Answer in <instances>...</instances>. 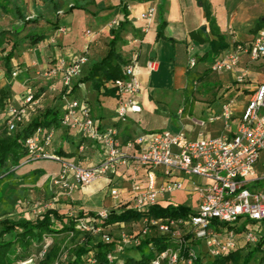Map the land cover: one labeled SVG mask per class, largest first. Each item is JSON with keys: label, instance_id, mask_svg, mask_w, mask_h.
<instances>
[{"label": "built area", "instance_id": "1", "mask_svg": "<svg viewBox=\"0 0 264 264\" xmlns=\"http://www.w3.org/2000/svg\"><path fill=\"white\" fill-rule=\"evenodd\" d=\"M157 12V6L150 5L140 13L136 20L144 22L138 27L142 32L149 29ZM120 21L112 19L109 28L116 27ZM58 31L65 33L66 27L61 26ZM94 34L92 29L85 31L89 40ZM133 41L138 43L140 39L135 37ZM139 53L138 49L133 50L123 67L124 78L106 83L107 87L116 89L115 114L120 123L128 122L133 114L142 111ZM243 55H248L251 60H264V26L251 40L233 43L222 56L212 61L210 68L216 72L235 71ZM88 62L87 52L75 54L71 59L58 58L43 70L44 77L49 79L44 87L61 96V125L78 136V152L83 153L89 142L94 143L100 148L102 159L95 164L83 165L74 156L59 154L55 148L59 131L39 126L25 139L27 155L21 165L43 159L56 161L59 171L53 184L65 195H70L77 186L86 187L108 177L113 207L128 203L142 213L149 212L154 205L179 204L175 200L178 191H184L187 198L193 199V204H188L193 212L187 217L155 218L147 215L141 221L142 228L138 231L122 230L118 239H113L106 228L125 223L101 225L112 207L99 209L95 211L96 215L82 218L79 229L94 235L102 233L106 243H113L107 255L109 264L122 263L127 246L138 247L146 236L152 234L164 236L166 242L172 241L175 245L156 253L151 264L164 261L197 264L199 260L201 264H208L218 256L259 243L264 251V187L256 185L264 181V83H259L250 96L232 136L200 133L191 138L183 132L154 130L130 140L127 146L132 150L129 152L119 140V127L104 125L94 114L87 98L71 94ZM197 63V57L190 56L189 67L193 68ZM146 67L152 72L157 69V63L149 59ZM19 72L17 67L12 74L17 76ZM243 78L240 76L239 80L243 81ZM41 88L27 85L19 100L13 96L7 102L0 117V131L4 126L7 133L12 134L31 121L45 94ZM232 106L231 100L223 105L222 115L227 125L233 116ZM214 118L210 117V120ZM121 166H129L133 171L131 184L126 188L112 184ZM49 247L50 242L46 239L37 256L15 264H35L45 256ZM87 259L95 263L93 251Z\"/></svg>", "mask_w": 264, "mask_h": 264}, {"label": "crops", "instance_id": "2", "mask_svg": "<svg viewBox=\"0 0 264 264\" xmlns=\"http://www.w3.org/2000/svg\"><path fill=\"white\" fill-rule=\"evenodd\" d=\"M17 1L0 0V16L12 17L15 26L19 24L16 7L21 6L17 4ZM55 1L69 2V0ZM207 1L215 19L214 26L207 20L202 0H82L83 3H91L87 4L86 9H79L82 12L81 18L86 21L88 18H94L98 22L95 35L91 40L85 36V31L88 28L83 32L84 40H82L71 34L68 26L60 22L61 17H64L67 23L72 22V14L76 9L66 12V6H64L62 9L64 12L58 15L59 13L57 14L46 0L33 1L32 10L28 6L24 7L28 17L38 18V21L32 22L34 27L31 30L46 35V38L38 44H29L23 40V37L31 32L30 29L19 33L18 38L21 40L16 46L12 58L14 69L21 68L20 74L12 85L14 98L19 100L27 85H35L39 82L40 86H46L49 79L44 77L43 70L55 63L58 58L71 59L75 54L87 52L89 57V62L85 66L87 70L92 62L100 60L107 54L111 38L109 23L114 18L123 20L125 6L130 12L129 18L136 27H139L144 24L143 21L136 20L140 13L150 5H155L158 12L149 29L142 32L139 28L140 41L135 43L133 38L138 36L127 32L123 33L127 44L120 49L123 55L128 58L134 49L140 51L138 66L142 91L139 100L142 111L133 114L128 122L120 123L117 122L115 114V96L99 95L91 87L90 82L81 83L77 88L76 95L87 98L91 102L94 114L104 125L116 124L119 127V140L124 149L129 152L132 150L127 146L130 140L141 133L154 130L168 129L173 132H183L191 138L200 133H206L209 136H232L238 127L240 117L250 96L259 83H264V60H251L248 55H243L235 71H212L210 68L212 61L203 58L210 49V42L204 40L205 38L217 40L219 35L225 38L228 46L218 57L231 48L233 43L251 40L256 32L253 30L254 27L264 17V0ZM8 3H12V5ZM161 3H164L163 17L166 25L164 35L158 37L159 5ZM47 5H50V8ZM44 7L53 10L56 20H52L53 14L47 16L43 13ZM38 22L39 24H36ZM53 22L56 24L53 25ZM61 26L66 27L65 33H59L58 28ZM203 26L206 27L205 30L202 29ZM3 29H8V27ZM10 47L9 44L8 48ZM192 55L197 57L198 63L195 67L190 68L188 61ZM149 59H153L157 63V69L152 72H148L146 67ZM189 72L194 73L198 79L190 87H188ZM240 76L244 77L243 81L239 80ZM7 83L8 81H5L2 87ZM57 95L58 99L60 95ZM187 95L192 99L191 105L188 107L189 110L185 106ZM176 98L178 99L176 105L166 112L167 114H164L160 106L172 103ZM230 100L233 101V116L227 125L222 113L223 105ZM40 107L41 104L38 108L40 109ZM210 117L215 118L210 120ZM187 120L190 122L188 125L185 123ZM173 126L177 128L172 129ZM195 128H198L197 134L194 133ZM70 135L68 139L59 131L56 135V147H62L67 152L74 151L79 138L76 134ZM72 146L74 149H69ZM74 157L83 165H91L99 162L102 159V154L97 145L89 142L86 150L83 153L77 152ZM132 173L129 166H121L113 182H117L118 178L120 182L124 178L128 182H122V186L126 187V184L130 186ZM109 181L110 179L105 177L86 187L77 186L72 194L64 195L63 198L75 197V191L79 190L80 202H84L79 208L83 209L86 206L101 209L113 207L114 200L111 198L107 202L106 199L109 196L106 192V189L109 188ZM97 185L102 187L100 190L103 189L104 193L96 198V196L88 194V191H94ZM184 194L186 196L185 192ZM178 203L185 204L184 201H178Z\"/></svg>", "mask_w": 264, "mask_h": 264}, {"label": "trees", "instance_id": "3", "mask_svg": "<svg viewBox=\"0 0 264 264\" xmlns=\"http://www.w3.org/2000/svg\"><path fill=\"white\" fill-rule=\"evenodd\" d=\"M53 7L58 14L60 10L66 6V12H71L75 9H86L88 3H83L82 0H69V2H60L55 0H46ZM149 1V0H138ZM206 9L207 20L214 26L215 19L210 11L207 0H202ZM122 5V3H121ZM164 3L159 5V19L158 37L164 35V27L166 21L163 17ZM17 18L23 25L38 21V18H29L23 6L16 7ZM130 12L125 6L123 9V20L119 24L110 29L111 38L109 40L108 52L100 60L94 61L85 70V73L75 83L71 94L76 95L77 88L81 83L90 82L91 87L98 92L99 95L115 96L116 89L106 86V83L112 80L124 78L123 67L128 62V57H125L120 51L121 47L127 44L123 33H130L140 36V30L135 26L133 21L129 18ZM264 26V17H262L254 31ZM19 31L10 29L0 30V62L3 61L6 72L11 76L13 72L12 58L15 54V48L21 39H18ZM27 38L33 44H38L46 38V35L29 32ZM11 37L13 39H11ZM204 41L210 42V49L203 58L214 61L219 54L227 48L228 44L222 35L218 39L209 40L205 38ZM11 45L8 48V45ZM2 54V55H1ZM198 81L194 73L189 72V85H194ZM11 83H7L0 88V117L7 102L13 98L14 93L11 88ZM187 87V93L189 89ZM58 97L59 104L52 105L45 109H37L30 122L22 126L12 134H8L4 126L0 131V179L6 176H14L15 168L20 166L27 155L25 139L32 135L34 131L43 126L46 128H55L62 132V135L70 138L72 134L67 128L61 125V103ZM188 95L186 97L187 101ZM56 151L63 156L73 157L78 152L76 149L72 152L65 151L64 148L56 147ZM39 171L35 170L34 172ZM193 212L192 208L186 204H169L167 206L154 205L149 212L142 213L132 207L128 203H121L117 207H112L107 218H105L101 225L108 227L117 223H141L143 218L147 215L160 217L180 218L187 217ZM89 215H96V212L79 211L77 214H65L58 208H48L44 212L37 215L36 218L20 217L2 218L0 219V264H15L16 262L28 259L33 256L32 249L35 245L39 246V252L42 244L46 239L53 237L55 243L50 245L48 251L43 258L38 259L35 264H109L108 253L113 248V243H106L102 238L94 241L96 235L89 231L79 229V224L82 218ZM9 235V238H5ZM175 243L166 242L164 236L149 235L146 236L138 247H133L139 256L128 255L122 263L116 261L113 264H151L152 259L156 253H160ZM245 247L238 248L228 255L218 256L209 261L208 264H264V251L262 250V243L254 247H250L248 251H244ZM93 251L95 263H90L87 255ZM65 252L72 254L73 257L65 260L63 255ZM162 264H170L164 261ZM197 264H201L200 260Z\"/></svg>", "mask_w": 264, "mask_h": 264}, {"label": "rangeland", "instance_id": "4", "mask_svg": "<svg viewBox=\"0 0 264 264\" xmlns=\"http://www.w3.org/2000/svg\"><path fill=\"white\" fill-rule=\"evenodd\" d=\"M33 1H36V0H27V2H24V0H18L17 4L23 7L28 6L29 9L32 10ZM8 4L12 5V3H8ZM47 6L50 8V5H47ZM43 13L47 16L49 14H53L52 20H56L55 13L53 12L52 9H48L47 7H44ZM60 14L61 13H59L58 15ZM81 15H82L81 10L76 9L72 14V17H73L72 22L67 23L66 22L67 20L64 17L60 18V22L68 26L71 34H74L79 39L84 40L83 32L88 28V29H92L95 33L96 27L98 26V22L95 21L94 18L93 19L88 18V21H86V19L83 20L81 18ZM29 18L33 19V17H29ZM13 23H14V19L12 17L0 16V30L3 29L4 27L6 28L8 27V29L16 30V31H19L20 33L22 32L24 33L26 29H30L31 33H38L34 30H31L34 27L32 23L28 25L26 24L23 25L20 20L17 26H15ZM36 24H39V22ZM52 24L55 25L56 22H53ZM11 39L13 38L11 37ZM23 40L25 42L26 41L29 42V44H33L31 40L27 38L26 35H24ZM122 48L123 47H121V49ZM85 70L86 68L83 70L82 76L84 75ZM17 76H14L13 74L9 76L8 73L6 72L4 62L3 61L0 62V88L5 83V81H8L9 83L11 82V85H13V82ZM35 86H37V88L42 87L40 86L39 82L36 83ZM43 87L41 89L42 91L45 92V94L43 98L41 99L40 109H45L46 107H49L52 105L57 106L59 104V101L57 99L58 95L56 93L49 92L48 90H46V88H43ZM180 93L181 92H179V95H181ZM179 101L182 102V100H179ZM191 101L192 99L190 97L187 98V101L185 103V106H187V109L188 107H190ZM177 102H178V99L176 98L174 99L172 103H169V104L166 103L163 106H160V108H162L161 110L164 111V114H167L166 112H169L171 108H173V106L176 105ZM160 113L162 114V111H160ZM185 123H187V125L190 124L188 120L185 121ZM171 128L175 129L177 127L173 126ZM195 130L196 131L194 133L197 134L198 128H195ZM204 135L209 136L206 133H204ZM68 146L70 147V145ZM69 149H74V146H72ZM35 170H39V171L34 172ZM58 171H59V164L56 161L43 159V160H36V161L28 162V163H23L21 166L15 168L14 176L2 177L0 179V219L6 218V217L13 218V219H17L20 217H27V218L34 219L37 217V215L44 212L48 208H55V207L65 214H77L81 210L84 211L85 213H88V212H94V211L101 209V208H96L94 206H86V208H83V209L79 208V206L84 204V202L82 203L80 202L79 190L75 191L76 193L74 195L75 197L70 196L69 198H65V197L63 198L65 194L61 195L60 189L55 187L53 184V180L56 177ZM122 182L127 183L128 180L125 181V179L123 178L119 182V178H118L117 182L116 181L112 182V184L114 186L122 187V188H126L127 186H129L128 184H126V187L122 186L123 185ZM256 185L260 187H264V181H260L256 183ZM108 186L109 188L106 189V192L109 194V196L106 198L107 202H109L112 198L109 193L111 186L110 185ZM101 188L102 187L100 185H97L95 187V190L92 192L88 191V194H91V196H96L97 198L98 196H101L102 193H104L103 189L100 190ZM175 200L176 202L184 201L185 204H193V199L186 198L183 191H178L175 193ZM104 208H108V207H104ZM142 227H143V223H139L137 225L125 223L123 226H115L110 229L106 228V230L111 232V236L113 237V239H118L122 230L138 231ZM5 238H9V235H7ZM101 238H102V233H99L95 236L94 241H98ZM48 240L50 242V245H53L55 243V238L53 237L48 238ZM249 249H250V246H246L244 248V251H248ZM32 253H33L32 255H36V256L39 254L38 245H35L33 247ZM128 255L139 256L138 252L135 249H133V247H130V246H127L125 249V257ZM72 257L73 255L69 254L68 252H65L63 255V258L65 260H68ZM29 264H33V263H29Z\"/></svg>", "mask_w": 264, "mask_h": 264}, {"label": "water", "instance_id": "5", "mask_svg": "<svg viewBox=\"0 0 264 264\" xmlns=\"http://www.w3.org/2000/svg\"><path fill=\"white\" fill-rule=\"evenodd\" d=\"M202 29H204V30H205V29H206V27H205V26H203V27H202Z\"/></svg>", "mask_w": 264, "mask_h": 264}]
</instances>
